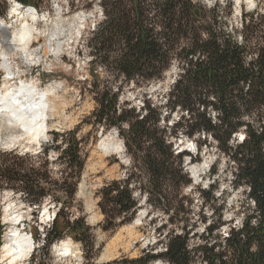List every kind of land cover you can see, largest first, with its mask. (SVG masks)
<instances>
[{"label":"trees","instance_id":"trees-1","mask_svg":"<svg viewBox=\"0 0 264 264\" xmlns=\"http://www.w3.org/2000/svg\"><path fill=\"white\" fill-rule=\"evenodd\" d=\"M99 5L103 18L86 39L96 91L91 121L105 130L116 128L129 157L125 178L99 190L101 230L113 232L130 223L144 198L148 215L167 217L172 228L160 253L149 251L133 264L156 259L166 264H264V15L242 14L237 28L228 23L230 0L223 8L218 1L205 8L194 0H99ZM171 68L176 76L164 103L144 100L136 109L118 101L122 85L148 87L162 82ZM174 114L177 120L170 122ZM180 136L194 141L195 157L208 140L214 142L218 158L232 164L233 189L242 190L248 202L240 204V226L229 227L225 237L217 235L224 225L221 206L214 208L217 217L207 223L202 219L207 225L195 246L189 241L197 234L192 227L187 230L192 196L184 192L191 179L183 166L184 156H192L175 154ZM49 137L47 146L56 152L53 162L46 146L37 155L10 152L0 161V190L19 193L37 209L47 198L57 207L41 248L33 250L27 264H53L51 246L66 236L81 245L83 264H96L92 230L72 211L85 168L82 140L77 128ZM54 163L61 166L58 178ZM215 173L213 167L210 175ZM213 187L196 190L205 206L213 207ZM37 234L33 231L36 239Z\"/></svg>","mask_w":264,"mask_h":264},{"label":"rangeland","instance_id":"rangeland-1","mask_svg":"<svg viewBox=\"0 0 264 264\" xmlns=\"http://www.w3.org/2000/svg\"><path fill=\"white\" fill-rule=\"evenodd\" d=\"M18 1L24 4V0ZM194 1L205 8L211 7L216 1L221 4L222 8L226 6V0ZM8 2L9 0H0V19L8 17L10 12ZM230 2L232 7L228 23L234 27H240L242 14L264 15V0H238L237 4V0H230ZM24 5L34 7L39 15L44 16V21L36 24L38 31H45L46 37L37 36L35 39L36 36H34L29 49L33 52L31 60H24L22 56L17 54L18 52H9L6 47L0 49V54L3 52L7 54L13 73L21 79V82L19 79L11 81V88L17 89L19 87L17 84L24 82L37 85L40 90L53 89V93L49 97V110L47 112L48 128L46 135L39 142L1 145L0 161L2 156L10 152H16L19 155H37L46 146L49 148L48 159L53 162L56 152L47 146L50 138L49 133H61L77 128V138L82 140L85 168L77 186L72 211L75 215L80 214L92 230L91 233L97 249L94 262L106 264L117 260L115 264H133V260L144 256L149 251L152 254L160 253L164 249L167 239L165 234L172 226L167 222L165 216L160 214L148 215L149 208L145 204L144 198H140L138 211L130 223L113 232L102 231L99 225L103 220L98 207L99 190L104 184L112 180L125 178L129 168V157L125 153L124 144L117 129L105 130L101 126L92 124L91 121V114L96 108L94 100L96 91L93 88L94 81L90 66L92 55L90 48L86 45V39L88 33L103 18L99 0H28V3ZM20 25L19 21L13 23L9 31L17 30ZM51 38L61 44L57 56L51 53L55 44L51 46V49L48 48L49 55H43L44 48L49 45L47 41ZM97 75L100 80L107 78L100 70H98ZM175 76L176 70L171 68L162 82L150 84L148 87L133 88V85H122L123 91L120 93L118 101L121 104L128 102L136 109L142 107L144 100H150L156 104L164 103V96ZM5 78L6 74L0 71V89H3ZM176 120L177 116L174 114L170 118V122ZM239 135H237L238 140H240ZM8 136V133L1 132V141H4ZM100 144L108 146L107 151H101L99 149ZM206 146L207 148L203 149L204 151L199 157H195V143L192 139L180 136L177 141H174L173 146L175 154L189 152L192 159L196 158L195 161L190 160L189 155L183 158L184 171L191 179V184L184 189V192L192 196L187 230L192 227L193 233L197 234L196 237H190L189 243L192 246L200 243L201 240L199 241L197 236L203 233L206 223L215 221L217 216L212 213L214 208L221 206L219 212L224 225L219 229L217 235L225 237L229 227L240 226L241 213L243 212L240 204L243 203L246 206L248 203L242 190L233 189V177L229 167L232 164L229 165L225 158H218L214 142L208 140ZM203 162L207 164V168L198 173L196 180L193 179L190 167ZM213 167H216V173L211 176ZM51 168L55 172L54 177L58 178L56 173L61 166L54 163ZM210 186H214L213 207L205 206L196 191L197 189L206 190ZM135 195L138 197V194ZM56 211L57 207L48 198L43 200L37 209L35 206L27 205L19 193H14L8 189L0 190V264H27L32 250L22 259L13 263H10L9 259L2 258L5 236L7 233L16 230L21 234L33 237V231H36L38 239L32 238V248L33 250L41 248L43 235L51 225V218ZM140 215L142 216L141 220L136 224L135 222ZM202 219H205L206 223ZM158 228H160L159 232L156 231ZM63 244L69 246L71 251L56 252ZM51 254L53 264H83L84 262L81 245L68 236L51 246ZM148 264H166V262L162 259H156Z\"/></svg>","mask_w":264,"mask_h":264},{"label":"bare ground","instance_id":"bare-ground-1","mask_svg":"<svg viewBox=\"0 0 264 264\" xmlns=\"http://www.w3.org/2000/svg\"><path fill=\"white\" fill-rule=\"evenodd\" d=\"M17 21L20 22V27L10 32L9 29L12 24ZM40 21H44V16L39 15L36 9L27 8V6H23L17 1L12 3L8 17L0 19V49L6 47L9 52H18L17 54L22 56L24 60H31L33 52L29 49L34 36H36L35 39H37V36L40 38L46 37L45 31H38L37 29L36 23ZM55 41L53 38L47 41L49 45L44 48L43 55H49L50 51L48 52L47 50L48 48L51 49L53 44L55 46L51 50V53L54 56L59 54L61 44ZM0 71L6 74L3 89H0V133L9 134L4 141H1L0 138V146L16 145L22 142H39L47 132L49 97L52 95L53 89L45 88L44 90H40L37 85L24 82L20 83L17 89L11 88L10 77L14 73L9 63V58H7V54L4 52L0 54ZM239 137L241 141L242 135H239ZM107 147L104 144L99 145V149L103 152L107 151ZM206 168L207 164L205 162L191 166L192 178L196 180L198 173ZM141 217L140 215L136 220V224L141 220ZM32 246L33 241L31 236L13 230L5 236V243L2 246V258L9 259L10 263H13L29 254ZM57 251L65 253L71 251V249L69 246L63 244Z\"/></svg>","mask_w":264,"mask_h":264},{"label":"water","instance_id":"water-1","mask_svg":"<svg viewBox=\"0 0 264 264\" xmlns=\"http://www.w3.org/2000/svg\"><path fill=\"white\" fill-rule=\"evenodd\" d=\"M195 15H196L197 17H199V13H198L197 10L195 11Z\"/></svg>","mask_w":264,"mask_h":264}]
</instances>
